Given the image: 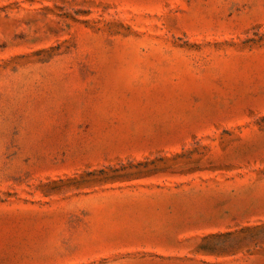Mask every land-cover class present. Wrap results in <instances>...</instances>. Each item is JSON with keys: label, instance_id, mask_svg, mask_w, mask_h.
I'll return each instance as SVG.
<instances>
[{"label": "rangeland", "instance_id": "rangeland-1", "mask_svg": "<svg viewBox=\"0 0 264 264\" xmlns=\"http://www.w3.org/2000/svg\"><path fill=\"white\" fill-rule=\"evenodd\" d=\"M0 264H264V0H0Z\"/></svg>", "mask_w": 264, "mask_h": 264}]
</instances>
